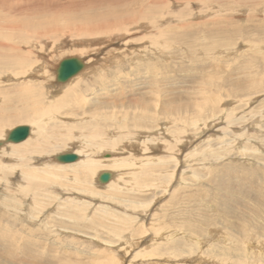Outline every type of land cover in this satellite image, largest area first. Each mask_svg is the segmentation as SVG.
<instances>
[{
    "label": "rangeland",
    "instance_id": "rangeland-1",
    "mask_svg": "<svg viewBox=\"0 0 264 264\" xmlns=\"http://www.w3.org/2000/svg\"><path fill=\"white\" fill-rule=\"evenodd\" d=\"M0 1L5 8L0 11V19L18 25L16 36L6 44L14 42L21 50L33 52L36 58L37 46L20 44L18 29L23 30L22 39L37 29L46 32L47 37L61 39L55 47L60 49L65 45L67 49L60 52L53 51L50 40L41 39L47 45L44 54L52 47L53 59L47 62L52 68L56 61L59 64L62 59L70 58L67 55L71 54V41L82 44L97 39L91 34L79 37L85 29L138 15L130 14V7L139 3L141 19L146 21L128 23L127 31L121 25L122 35H102L97 45H82V49L100 50V54L92 51L98 65L109 51L124 47L144 53L138 58L125 51L120 58H111L100 70L97 68L104 83L90 82L93 91L85 92V98L67 91L60 97L63 100L60 106L64 105L60 112L73 115L66 123L72 127L71 121L82 124L81 120L90 119L93 113L112 114L131 125L144 111L154 110L152 124L161 139L155 151L149 153L153 157L161 156L152 173L155 178L152 183L157 187L148 191L136 188V192L129 189L120 198L113 197L114 193H91L90 187L100 189L103 185L98 176L95 184L90 177L88 183L85 181L89 189L75 188L73 181L61 177L65 171L63 165L57 166L52 161L44 168L33 160L25 165L52 171L50 175H57L56 179H46L43 186L32 185L37 187L33 190L26 182L16 183L21 168H11V163L19 160L7 153L17 143L5 144L3 151L0 150V264H108L109 260L111 264H264V31H254V27L264 29V11L258 12L264 9L259 6L264 0ZM124 4H130L129 8ZM1 23L0 34L10 33L8 25ZM216 26H225V30L217 31ZM106 29L104 26L103 30ZM3 39L0 36V42L4 43ZM2 50V55L9 58L8 48ZM118 60L120 64L116 65ZM53 73L55 78L49 86L65 91L62 87L68 81H57L56 67ZM36 78L26 77L23 82L21 78L12 80L0 75V114L12 109L11 118L2 127L6 132L27 125L30 116L26 119L23 114L21 118L12 116L23 112L27 101L38 99L34 90L32 99L22 91L34 87ZM85 78L84 84L88 81ZM210 96L218 99L214 106L210 105ZM195 103L201 104L200 115L208 118L202 120L199 129L190 124L189 130L185 127L182 131L186 122L196 118ZM44 104L47 105H40ZM187 107L189 112L185 111ZM164 108L169 112L167 115ZM187 116L191 119H186ZM108 124L115 129L113 121ZM65 126L60 122L46 126L52 133L48 142L62 143L59 153L73 152L76 143L84 138L80 134L85 135L75 130L71 138L65 135L69 131L64 130ZM164 129L174 132L175 139H169ZM105 133L109 136L118 131ZM153 135L154 131H140L137 137ZM69 137L72 140L64 145ZM34 138L32 135L28 144L37 142ZM176 138L180 139L178 146ZM7 155L11 156L10 160ZM105 170L108 169L99 172ZM59 183L65 185L61 187ZM179 225L191 231L188 233L194 242L188 244L191 251L153 250L154 232L174 230ZM244 248L249 250L247 256L242 253Z\"/></svg>",
    "mask_w": 264,
    "mask_h": 264
},
{
    "label": "bare ground",
    "instance_id": "bare-ground-1",
    "mask_svg": "<svg viewBox=\"0 0 264 264\" xmlns=\"http://www.w3.org/2000/svg\"><path fill=\"white\" fill-rule=\"evenodd\" d=\"M254 4H256V3H254ZM124 5L127 8H129L128 6H130V4H124ZM133 5L135 7H130V14L133 12V13H136L138 15L133 14V16H129L126 20H122V21L119 20L120 22H118V23L114 22L113 24H108V25H103V26H102V24H100L99 26L97 25L96 27H93V28H87L81 34H79V37H83V35H86V34H91L93 37H97L96 40L98 41V38L102 37V35L103 36L104 35L108 36V35H112V34L119 35L122 32L120 30H122L123 27H124V29H126L125 31L129 30L130 28H129L128 23H131V22L132 23H138V22L146 21L145 19H141V17H142L141 5L139 3L138 4L135 3ZM260 5H262V7H264L263 3L259 4V6ZM127 8H124V10H128ZM3 9H5L4 5H3V1H0V11H2ZM262 11H264L263 8L259 9L258 12H262ZM6 12H9V11H6ZM125 14H128V13L125 12ZM195 15H197V14H195ZM138 19H140V20L138 21ZM1 22L7 24L9 29L11 30V32L8 34H0L1 38L4 37V39H3L4 43L0 42V49L2 50L4 48H8V50H9V58H7L6 55H2V54H4L3 50L2 51L0 50V60H1L0 61L1 62L0 63V75H6L8 79H12V80L21 78V80L23 82L26 81V77H30L31 79H33V78H36L38 76H42L41 79L36 78L35 80H33L35 82L34 87L22 90L24 93H27L31 99L33 98L32 96L34 94L33 90L35 92H38V95H37L38 99H35V101H34V98H33V100H29L30 102L27 101L26 104L24 105L23 109H22L23 112H19L18 115L12 116V118H21V117H23V115H26V117L23 119H26L27 116H30V118L27 121L25 120L27 126L29 127V133L25 139L20 141L21 143L12 142V141L8 140V138H7L8 132H6L4 129H2V127H4L8 123L9 119L11 118V110L12 109L7 108V109H5V113L0 114V150L3 151L5 144L12 146L13 143H17V144H15V146H12L13 148L10 151L11 154H10V152L7 153L8 155L14 156L16 160H19L15 164L11 163V165H12L11 168L15 167V166H17L18 168L19 167L21 168L18 170L20 175L19 176L16 175L17 180L15 182L16 183L18 182L19 184L26 182L27 186H31L28 188H31L33 190L37 187H34L32 185H35V186H41L42 185L43 186V185H45L46 179H50V178H52V180L56 179V176H57L56 174H55L56 176H54V174H53V176L50 175L51 173H53L52 171H43V170H39V169H34L33 166H31V165H28V166L25 165L26 163L29 162V160H33V161H36L38 163V165L43 167V168L48 165L49 161L55 162L57 166L60 164L63 165V167L65 168V171L63 172L64 175L62 174V176L61 175L60 176L64 177L65 179H67L69 181L70 180L73 181L72 183L75 184V188L77 187L78 189H80V188L83 190L89 189V186L86 184V182L88 183V181H89L88 177H90L92 179L91 181L95 184L96 177L98 176V181L100 183H102L103 185L101 187L98 186L100 189L90 187L91 193L100 192V194H101V191H102V193L107 192L108 194L114 193L113 197L120 198L121 196L124 197L123 191H127L129 189L133 190V192H136V190H137L136 188H142V189L147 188V189H145L146 191H148V189H150V188H156L157 187L156 184L152 183L155 180L152 173L155 170V168L158 166L157 162L159 163L158 160L161 159V156L153 157V155H149V153L155 151V147L158 145L157 143L161 139L159 137H157V135L155 134V126L152 124V122L155 119L154 110L144 111V113H142L137 119H135L134 123L131 125H129L128 122L125 121L124 119L117 118L115 115H112V114L93 113L92 116L90 117V119L87 118L85 121L81 120V122H83L82 124L75 122V121H71V124L72 123L74 124V126H72V127L71 126L69 127L68 124H66L67 122H70L68 120V118H72V117H70L72 114L60 112L61 107L64 106V105L60 106V103L63 101V100L61 101L60 97L63 94L66 95V93H68L69 90L74 93V94L73 93L72 94L75 97H76V95H78L82 98H85V92H88L89 90L91 92V90L94 87V85H93V87L90 86V82H91V84L92 83L94 84V82H96L97 85H102L104 83V80L101 77L102 73L98 72L97 68H98V70H100L101 69L100 67L104 66L107 63V61L110 62L111 58H114V57L120 58L121 55L125 51L130 53L132 56H138V58L141 55V53H144V52H140V50H136L134 48L133 49H131V48L126 49L125 47H124V49L122 48V49H117L115 51H109L106 57L103 56L100 58V60L102 61V64L98 65L97 64L98 60L95 59V55H93L92 51L96 54L97 53L100 54L101 51L100 50H90L88 47H85L84 49H82V45H89V46L93 45V44L97 45V43H99L100 41L96 42V40H92V41L83 42L82 44L81 43L75 44L73 41H71V44L69 46L71 54H68L67 56H70V58H76L73 56H77V59L79 57L80 59H78V60L81 62L82 66L76 73H74L69 78L64 80V81H68L65 84V86L62 87L63 89H66V90L63 92H59V90L56 91V88L51 87L49 85H50V81L53 78H55V74L54 73L52 74V70L55 69V67H56V73H57V68H58L59 64L61 63V61H63L64 59H62L59 62V64H58V61H56L57 62L56 64H58V66H56V64H55V65H53V68H52L51 67L52 64L47 63L50 61V59H53V55L50 52L52 50V47L48 50V53L44 54L45 52H47L46 51L47 45L41 39L46 38V39L50 40L52 42L51 46H54V47L57 43H59V41L61 39L47 37V36H45L47 34L46 32L39 31L38 29L35 31H32L30 33L25 32L26 37L24 39H22L21 33H23V30L18 29V31L21 35L20 44L21 43L22 44L28 43V45L33 44V45L37 46L38 55H36V58H35V56L33 55L34 54L33 52L28 51V50H26V51L21 50L19 48V45H16L14 42L6 44L8 39H11L12 37L16 36V34L14 35V31L16 28H18V25L13 23V21L0 19V30L1 31H3L2 30L3 24ZM117 24H119V25H117ZM113 25H116V26L110 28V26H113ZM104 26H107L106 30H103ZM224 27L225 26H216V28H219L217 31L225 30ZM52 28L56 30V27L52 26ZM134 28H136V27H134ZM230 29H232V28H230ZM228 31H230V30H228ZM254 31H264V29L262 27H254ZM230 34H231V32H230ZM120 35H122V34H120ZM55 36H57V34H55ZM70 39H73V38L70 37ZM102 42H105V40H102ZM259 42L260 41H258V43ZM54 47H53V51H55L57 49V50H59V52L62 51L63 49H67L65 45H63V47H61L60 49L56 48V47L54 49ZM149 48H150V46H148V49ZM15 50H17V51H15ZM46 55L49 56V58ZM65 59H68V58H65ZM129 59H130V61H132V58H129ZM101 61H100V63H101ZM120 61L121 60L116 61V65L120 64ZM96 65H98V66H96ZM7 72H12V74L9 75V74H7ZM83 78L88 80L86 82V84L83 83L85 81V80L82 81ZM56 79H57V75H56ZM57 81L61 82L58 79H57ZM29 85L30 84L26 85L25 87H27ZM59 85H61V84H59ZM81 85H83V86L81 87ZM49 87H50V89H49ZM56 87H58V86L56 85ZM90 87H92V88H90ZM95 87H96V85H95ZM155 92H156V90H155ZM72 94H70V95L68 94V95L71 96ZM47 96H49V97H47ZM64 97L65 96H63V98ZM75 97H74V99H75ZM64 99H66V98H64ZM217 101H218V99H216L213 96H210V105L211 106L212 105L214 106V103ZM38 102L40 104L46 103L47 105L44 104V106L42 107ZM64 102H66V101H64ZM195 104L197 105L196 111L194 110V113H195L194 115L196 118H194V121L191 122L192 120H189V119H191V117L187 116L186 119L189 118L188 119L189 121L185 123V126H184L182 131H184L185 127H187V129L189 130L188 125H190V124H191V126H194L195 129H199L198 127H199V124L202 122V120L208 118V117L203 118V115H200L202 108L199 106H201V104H198V103H195ZM65 106H66V104H65ZM71 108L74 109V107H71ZM146 108L151 109L153 107L147 106ZM188 109H189V107H187L185 111L189 112ZM164 112L166 115L169 113L167 108H164ZM197 113H198V115H197ZM61 118H62V120H61ZM101 120H103V122H101ZM110 120L115 123L117 128L115 127V129H114V127H112V125L108 124V122ZM239 121H241V120H239ZM53 122H60L62 125H64V124L67 125L68 127L67 126L63 127L64 130H66V129L69 130L68 132H66L67 134H65V135L70 136L71 138H72L71 134H73V131H75V130H79L80 132H83V134H85V135L80 134L81 135L80 137H84V138L81 142L76 143V148H75V150L73 148V150H74L73 152H70V151L66 152L67 150L64 152V153H74L77 156V158L74 161L67 162V163H58L59 161L56 159V156L59 154H64V153H59V151H58V149L62 145V143L54 144L52 142H48L49 137H51L52 133L50 130L46 129V126L48 124L50 125ZM203 122H204V120H203ZM130 127H133V130L128 129ZM54 128L56 129V127H54ZM108 130H111V131L115 130V131H118V133H113V134L111 133L108 136L105 133V131H108ZM140 131H154V135L151 137L142 136V138H139V137H137V134ZM182 131H180V132H182ZM164 132L166 133V135L169 139H171V138L175 139L176 135L174 132H169L168 129L167 130L164 129ZM32 135L35 136L34 139H36L37 142L32 141L28 144V141H30V139L32 138ZM70 137L67 139L66 143H63L64 145L67 144V142H69L70 140H72V139H70ZM176 140H177L176 142H177V146H178V144L180 143V139L178 140V138H176ZM246 141H248V140H246ZM165 146H168V144L166 143ZM202 147H203L202 148V151H203L204 146H202ZM188 148H189V146H188ZM200 148H201V146H200ZM22 149H24V150H22ZM170 149H171V152H174V148H170ZM13 152H16V154H12ZM1 154H2V152H1ZM194 155H195V153H194ZM10 157L11 156H8L7 158H9V160H10ZM170 157L173 158L172 156H170ZM202 158L203 157H200V159H202ZM173 159L175 161H177L176 160L177 157L174 156ZM155 160H157V161H155ZM202 164H203V162H202ZM103 168H107L108 170L99 172V170L103 169ZM69 169H72V170L70 171ZM103 172H108L110 174V177H109L108 181H106V182H102L99 180V175ZM0 175H1V172H0ZM58 185L64 186L65 183H59ZM63 186H61V187H63ZM61 187H59L60 191H61ZM182 187H183V185H182ZM65 188H63V189H65ZM73 188H74V185H73ZM119 190H121L122 193H119ZM138 191H140V190H138ZM69 193H70V191H69ZM70 194H72V193H70ZM71 196H69V197H71ZM87 197H85V198H87ZM130 202H131V200H130ZM137 206H139V204L136 205V209H138ZM145 210H146V208H145ZM167 227L169 228V226H167ZM151 229H149V230H151ZM163 229H165V228H163ZM181 230H183L182 235H178ZM154 233H155V239L152 242V247H154L153 250L157 249L158 253H163V252L168 251V250L172 251L173 249L180 251V253L186 252V251H188V252L191 251V249H189L188 244H189V242H193L192 241L193 237L191 238V234L188 235V233H191V231L187 227L183 228L181 225H179V227H177L174 230L169 229L166 232L158 230ZM194 233H195V231H194ZM140 234H142L141 230H140ZM140 236L141 235H139L138 238H140ZM160 237H161V240L157 241L158 238H160ZM243 237H244V235H243ZM215 238H217V237H215ZM147 239H149V238H147ZM224 239L228 240L226 238H224ZM193 240L198 241L197 239H193ZM150 241H152V240L150 239ZM125 242H131V241H129V239H125ZM137 242H135V243H137ZM253 243L255 244V242H253ZM193 244H194V242H193ZM207 244H209V243L207 242ZM132 245H134V244H132ZM137 246H139V245H137ZM248 246H249V244H248ZM257 246L258 245H256V247ZM192 247H194V246H192ZM207 248H209V247H207ZM213 248H216V247H213ZM147 249H145V250H147ZM210 249H212V248H210ZM196 250H198V249L196 248ZM243 250L244 251L242 253H244L245 255L249 251L248 249H247L248 251L245 250V248ZM256 250L257 249H255V251ZM149 251H151V249ZM194 251H195V248H194ZM139 252H141V251H139ZM256 252H258V251H256ZM254 254H259V253L254 252ZM214 257H215V255H214ZM214 257L212 256L211 258L213 259ZM150 261L153 263L154 260H150ZM207 261H209V260H207ZM111 262L112 261L109 260L108 264H111ZM199 262L202 263L203 261L202 262L199 261ZM239 262H240V260H239ZM144 263L146 264L147 262H144ZM141 264H143V263H141ZM148 264H149V262H148Z\"/></svg>",
    "mask_w": 264,
    "mask_h": 264
},
{
    "label": "water",
    "instance_id": "water-1",
    "mask_svg": "<svg viewBox=\"0 0 264 264\" xmlns=\"http://www.w3.org/2000/svg\"><path fill=\"white\" fill-rule=\"evenodd\" d=\"M82 64L77 58H68L61 61L57 68V79L64 81L69 78L71 75L76 73ZM29 133V127L27 125H18L14 127L7 135L8 140L12 142H20L27 137ZM77 158L74 153H64L56 156V159L59 162L67 163L72 162ZM110 174L108 172H103L99 175V180L102 182L108 181Z\"/></svg>",
    "mask_w": 264,
    "mask_h": 264
}]
</instances>
